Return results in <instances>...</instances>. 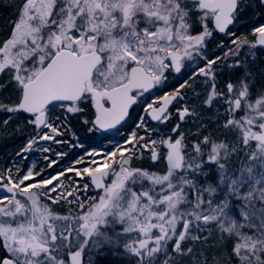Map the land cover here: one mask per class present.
<instances>
[{
	"label": "snow or ice",
	"instance_id": "obj_1",
	"mask_svg": "<svg viewBox=\"0 0 264 264\" xmlns=\"http://www.w3.org/2000/svg\"><path fill=\"white\" fill-rule=\"evenodd\" d=\"M6 6L0 138L26 137L16 156L64 143L70 117L96 133L143 114L123 143L54 175L0 169V264H264V23L238 30L264 0ZM217 34L229 43L209 55ZM225 70L236 79L220 87ZM174 106L163 134L150 122L167 127Z\"/></svg>",
	"mask_w": 264,
	"mask_h": 264
},
{
	"label": "flooded vegetation",
	"instance_id": "obj_2",
	"mask_svg": "<svg viewBox=\"0 0 264 264\" xmlns=\"http://www.w3.org/2000/svg\"><path fill=\"white\" fill-rule=\"evenodd\" d=\"M223 35L217 34V37L222 39ZM187 78L186 76L180 78V82L183 79ZM229 79L228 77L221 78V87L224 84V81ZM169 80L171 84L176 83V80L173 78V75H170ZM171 84L165 88L164 90H170ZM146 97L152 98L157 95L156 91L153 90L150 94H145ZM173 118L172 121L165 127L164 125H158L157 122H150L153 126H157L161 129L163 134H167L170 131L172 125L176 122V113L175 106L172 109ZM143 113H138L133 110L132 116L133 120L128 121L126 125L123 127H119L120 130H113L110 132H96V133H88L87 130L78 124L77 118L70 117V125L68 128H62L61 131L64 132V135L59 137L64 143L56 144L52 141H40L39 144L34 145L33 149L28 153L23 154V158L20 156H16V152L20 150L26 144V137L20 135L19 133L12 135L7 138H0V169L6 167H19L24 169L35 166L34 171L43 170V174L48 176L49 174H56L57 172L71 166L74 164V161L80 157H84V159H88L85 154V149L88 151H99L104 153L108 150L114 148L118 143H123L124 137L129 135V130L134 129L135 117L137 115H141ZM3 117L0 115V120ZM23 119V118H21ZM14 128L15 125H12ZM29 132L31 130L29 129ZM73 133H75V137H78L77 140ZM142 134V133H141ZM83 145V147H79L78 145ZM75 145V146H74ZM44 147H49L51 151L45 153L43 152ZM65 152L66 156H59L57 153ZM47 157V159H45ZM57 161L56 164L49 167L51 161ZM137 164H143V166H148L149 161H138ZM6 193L0 192V195H4Z\"/></svg>",
	"mask_w": 264,
	"mask_h": 264
},
{
	"label": "rangeland",
	"instance_id": "obj_3",
	"mask_svg": "<svg viewBox=\"0 0 264 264\" xmlns=\"http://www.w3.org/2000/svg\"><path fill=\"white\" fill-rule=\"evenodd\" d=\"M9 3V0H4L3 4H0V13L2 11H8V15L3 13V18L0 19V37H2L3 35L6 34L5 32V27L7 22L14 18V9H12L9 6H6ZM260 23H264V8H254V9H249L248 15L244 17L243 23L241 24V26L239 27V31L244 33L248 31V28L250 26H258ZM220 41H224L225 44L229 43V37L227 36H222V39L217 37V35H215L212 43L209 44V55H212L213 52H215L216 54H221L222 52L219 49L215 48L216 43L220 42ZM227 49H225L226 51ZM242 57L245 55V53L241 54ZM249 60H251V57H248ZM259 68H264V48H258L256 50V64L253 66V71L255 72L256 69ZM227 70H225V73H218V75L220 76V80H219V86L221 85V78L223 77H228L226 75ZM231 78L233 81L236 79L235 76L233 77H228ZM221 87V86H220ZM15 97H13L14 99Z\"/></svg>",
	"mask_w": 264,
	"mask_h": 264
},
{
	"label": "trees",
	"instance_id": "obj_4",
	"mask_svg": "<svg viewBox=\"0 0 264 264\" xmlns=\"http://www.w3.org/2000/svg\"><path fill=\"white\" fill-rule=\"evenodd\" d=\"M3 13H5V14H7V15H8V13H9V12H8V11H6V10H5V11H2V12L0 13V19H1V18H3V17H2V16H3Z\"/></svg>",
	"mask_w": 264,
	"mask_h": 264
},
{
	"label": "water",
	"instance_id": "obj_5",
	"mask_svg": "<svg viewBox=\"0 0 264 264\" xmlns=\"http://www.w3.org/2000/svg\"><path fill=\"white\" fill-rule=\"evenodd\" d=\"M119 127V126H118ZM109 131H111V130H109Z\"/></svg>",
	"mask_w": 264,
	"mask_h": 264
}]
</instances>
